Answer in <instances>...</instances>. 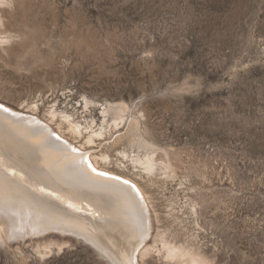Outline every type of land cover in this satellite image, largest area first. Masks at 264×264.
<instances>
[{
    "label": "rangeland",
    "instance_id": "obj_1",
    "mask_svg": "<svg viewBox=\"0 0 264 264\" xmlns=\"http://www.w3.org/2000/svg\"><path fill=\"white\" fill-rule=\"evenodd\" d=\"M5 10L0 104L105 128L93 148L112 171L139 177L135 159L158 160L154 178L139 177L152 223L140 264H174L165 244L211 264H264V0H14ZM0 264L112 263L53 231L0 240Z\"/></svg>",
    "mask_w": 264,
    "mask_h": 264
},
{
    "label": "bare ground",
    "instance_id": "obj_2",
    "mask_svg": "<svg viewBox=\"0 0 264 264\" xmlns=\"http://www.w3.org/2000/svg\"><path fill=\"white\" fill-rule=\"evenodd\" d=\"M13 5L14 0H0V25L5 26V8ZM1 35L0 45L12 41L13 35ZM127 108L124 103L116 107L115 128L124 122ZM48 116L50 122L44 123L35 115L0 104V208H10L1 212L0 240L60 231L84 239L112 264H140L138 255L150 250L147 239L152 228L147 185L141 179L158 172L155 155L135 157L134 162L143 169L141 179L112 171L108 167L111 156L96 155L93 148L97 140L106 137L105 128L98 132L85 129L71 114L58 112L56 107ZM59 117L56 132L52 125ZM67 133L84 143L74 145ZM172 167L167 162L168 173L173 172ZM165 246L174 264H211L191 249Z\"/></svg>",
    "mask_w": 264,
    "mask_h": 264
}]
</instances>
